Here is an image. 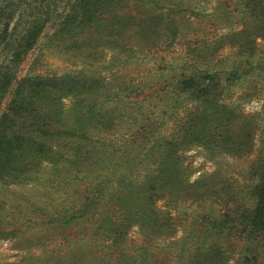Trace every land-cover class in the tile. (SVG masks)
Listing matches in <instances>:
<instances>
[{
	"label": "rangeland",
	"instance_id": "obj_1",
	"mask_svg": "<svg viewBox=\"0 0 264 264\" xmlns=\"http://www.w3.org/2000/svg\"><path fill=\"white\" fill-rule=\"evenodd\" d=\"M5 1L8 2H0V67H12L11 61L17 58L15 53L22 48L19 65L15 68L18 77L31 74L57 78L82 73L106 77L114 94L133 83L136 93L129 98L140 101L151 96L143 102L145 118L138 122L127 118L123 122L126 129L135 133L127 146V151L132 147L133 154L129 151L128 155H123L120 150L112 152L109 149L94 151L92 144H86L81 148L85 162L77 169L72 164L74 147L63 139L58 143L66 157L60 161L59 168L64 173L79 174L71 185H53L49 178L54 174V166L49 164L39 172V177L43 176L41 179L28 184L0 181V198L6 201L3 212L8 219L17 216L24 221L26 215L20 210L31 203L48 207L43 214L31 212V218L24 222L34 221V228L25 229L24 224L20 231L0 236V264H44L55 253L60 256L79 253L87 264L95 260L100 262L103 259L99 255L101 247L96 245H109L114 241L111 221L129 215L124 203L135 204L137 196L141 197L138 201L146 217L143 220L149 224L141 227L134 222L128 226L123 238L115 239L119 250L106 258L112 261L109 264H118L117 255L141 258L145 264H186L202 252L206 242L211 247L207 255H200L201 264H212V256H218L215 250L224 252L229 264H246L248 259H251L248 264H263L264 242L260 232L254 233L249 225L255 215L257 189L264 183L260 180L264 165V33L257 34L254 30L264 0H159V8L154 7L151 0H135L132 5L137 8V17L145 21L146 28L158 22L161 31L171 35L168 34L169 39L159 35L158 39L163 42L159 46H155L153 40L157 36L152 32L149 34L152 36L142 37L146 45L132 58H128L130 51L114 45V48L79 49L69 47L67 40L59 37L60 23L75 0ZM45 13L48 19L43 29L35 33L33 43L26 44L24 38L32 24L45 17ZM91 37L90 34L85 36ZM134 39L138 41L137 37ZM195 56L199 63L209 60L214 67L227 69L214 75L213 82L219 84L223 97L235 107L238 123L235 131L244 132L250 143L244 148L228 139L221 147L210 141L187 145L180 154L184 178L189 182L200 178L201 184L209 188L208 193L202 188L201 193L192 197L189 196L192 191L182 192L178 188L171 199L155 198L157 193L152 187L139 184L144 171L139 163L140 156L144 157L161 133L173 130L169 114L173 113L170 108L173 75L187 67ZM234 67L239 69L237 75L230 73ZM208 79L201 80L204 84ZM13 87L14 84L0 99V115L7 109ZM158 87L165 88L167 93L156 92ZM77 99H64L69 126L78 112ZM164 112L169 116L165 118ZM138 141L140 146L136 147ZM154 150L157 154V149ZM146 163L147 167L157 168L156 163L150 166L154 158ZM89 170L94 171L91 177L82 178L84 171ZM100 182L105 186L100 188L102 193L98 195L94 190ZM86 198L92 202L89 214L62 228L41 224V221L55 219L59 212L56 209L63 211L73 202L79 207ZM18 204L21 209L15 207ZM96 210L99 212L94 217ZM99 215L106 219L101 224L96 222ZM11 229L12 226L8 231Z\"/></svg>",
	"mask_w": 264,
	"mask_h": 264
},
{
	"label": "trees",
	"instance_id": "obj_2",
	"mask_svg": "<svg viewBox=\"0 0 264 264\" xmlns=\"http://www.w3.org/2000/svg\"><path fill=\"white\" fill-rule=\"evenodd\" d=\"M0 2L8 1L0 0ZM133 2L135 0H75L70 11L60 23L58 35L63 40H67L68 46L73 48L112 47L114 45L120 50L127 49L131 54L128 58L133 57L139 48L146 45L142 37L149 36L151 32L152 35L157 36L153 40L155 46L163 44L162 39H158L159 35L169 39L168 34H171L164 30L161 31L162 28L158 22L149 28L144 26L146 23L137 17V8L132 5ZM151 2L154 7L159 8V0H151ZM259 8L258 25L254 30L257 34H263L264 4ZM46 13L45 17L35 20L32 24L24 38L26 44L33 43L39 30L43 29L48 19ZM86 34H90L91 39L85 38ZM136 37L138 41L134 39ZM71 39L72 41H68ZM102 39L105 40L104 43L100 42ZM150 43L153 44L152 41ZM22 53V48H20V52L15 53L17 58L11 61L12 67H0V99L8 93L10 86L14 84L7 109L0 115V181L10 184H28L31 180L41 179L43 176L39 177V172L43 170L45 164H49L54 166V174L49 178L53 185L62 183L71 185L75 181L74 179H78L79 174L71 175L70 171L64 173L59 168L60 161L66 157L58 143L63 139L72 143L71 146L74 147L72 164L77 169H81L85 162L86 157H83L81 148L86 144H92L94 151L109 149L112 152L120 150L123 155H128L129 151L132 153V147L127 151V146L129 147L131 135L135 133L126 129L123 122L127 118H134L137 122L145 118L143 117L145 114L143 102L151 95H147L145 99L143 97L140 101L129 98L136 93L133 83L119 88L114 94L108 87L109 83L106 82V77L87 76L82 73L80 75H63L57 78L31 74L18 77L15 68L19 65V56ZM197 59L199 58L195 56L190 61L192 63H187V67H183L179 73L173 75L171 93L173 97H171L170 104L173 113H169L173 130L161 133L160 139L156 140L155 144L146 151L144 157L140 156L139 163L144 171L139 184L141 187H152L154 193H157L155 198L164 196L171 199V195L178 188H181L182 192L186 189L192 191L189 196L193 197L201 193L202 188H206V185L201 184L200 178L194 182H189L184 178V172L180 165V154L187 145L210 141L214 146L221 147L228 139L232 144L244 148V145L250 143L245 138L244 132L235 131L238 128L235 107H232L233 104L230 105L223 97L219 84L213 82L214 75L227 69L214 67L209 60L199 63ZM230 70H232L230 73L235 72L234 75H237L239 69L234 67ZM211 73L213 74L210 75ZM207 77L209 81L203 84L201 79L206 80ZM155 91L158 93L163 91V95L167 93L165 88L158 87ZM82 95L83 97H81ZM67 97L78 98L76 101L78 112L71 126L66 122L64 99ZM234 104L238 106L237 103ZM169 114L166 115L164 112L163 116L166 118ZM139 146L140 141L136 147ZM151 158H154V163H150V166L156 163L157 168L147 167V163L145 165V162ZM93 172L84 171L82 178H90ZM260 173V180L264 181V165L261 167ZM107 176L105 177L108 178ZM104 186L105 183L100 182L94 193L101 195L100 188ZM208 191L209 188L204 190L207 193ZM256 194L255 198L258 199L255 215L252 225L249 226L254 233L260 232L261 240L264 242V183L258 187ZM139 198L141 197L137 196L136 200L134 199L135 204L132 202L129 204V201L124 203L128 207L129 215L123 219L116 217L114 222L111 221L110 231L114 241L109 245H103V243L96 245L101 247L99 255L103 256V259L98 261L99 263L95 260L91 264L111 263L112 261H108L106 258L118 253L119 249L114 244L115 239L123 238L125 229L134 222L141 227L149 224V221L143 220L146 217L141 209L142 204L138 201ZM91 203L86 198L84 202H80L79 207L73 202L63 211L56 209L59 212L55 215V219L47 220V222L41 221V224H52L56 228H62L72 220L89 214L90 208H92ZM15 207L21 209L22 206L18 204ZM5 208L6 201L0 198V236L20 231L26 219L31 218L32 213H46L48 207L36 202L22 207L20 213L26 215L24 221H21V217L17 216L8 219L3 212ZM98 212L94 211L93 216L95 217ZM68 214H70L69 217L65 218ZM257 215L262 216L258 217ZM102 220L106 219H101V215H99L96 222L101 224ZM33 223L34 221L32 223L30 221L25 224L24 228H34ZM10 226L12 229L8 231ZM155 226L160 225L156 224ZM78 241L74 240L75 243ZM209 245L207 242L203 244L202 252L197 257L191 258L186 264H201L200 255L208 254L209 247H211ZM214 253L218 256H212V264H229L224 252L215 250ZM115 260L118 264H145L141 258L130 259L127 255H117ZM250 262L251 259H248L246 264ZM34 263L36 264V262ZM83 263L87 264L79 253L69 256L67 254L60 256L59 253H55L50 261L44 262V264Z\"/></svg>",
	"mask_w": 264,
	"mask_h": 264
}]
</instances>
